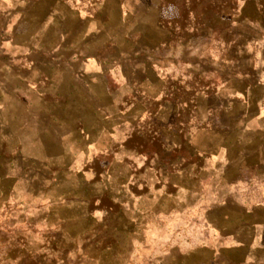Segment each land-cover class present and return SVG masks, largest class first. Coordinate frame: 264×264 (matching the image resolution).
Wrapping results in <instances>:
<instances>
[{"label": "rangeland", "instance_id": "1", "mask_svg": "<svg viewBox=\"0 0 264 264\" xmlns=\"http://www.w3.org/2000/svg\"><path fill=\"white\" fill-rule=\"evenodd\" d=\"M161 1L175 35L159 47L165 77L158 84H138L136 73L127 84L116 74L104 86L20 84L0 60V264L208 258L226 234L222 215L234 209L233 200L264 195L263 170L238 175L224 158L238 120L221 122L216 83L240 60L236 50L246 28L223 19L238 0ZM149 10L142 12L154 17ZM125 60L128 68L145 58ZM156 94L158 104L150 98ZM90 102L96 115L107 117L93 121ZM130 108L138 121L118 118ZM205 246L211 249L197 250ZM253 256L247 264H264L262 251ZM232 257L242 260V254ZM207 264L222 263L208 258Z\"/></svg>", "mask_w": 264, "mask_h": 264}, {"label": "crops", "instance_id": "2", "mask_svg": "<svg viewBox=\"0 0 264 264\" xmlns=\"http://www.w3.org/2000/svg\"><path fill=\"white\" fill-rule=\"evenodd\" d=\"M148 10L155 16L144 13ZM163 10L161 0H0L1 64L18 74L20 84L104 86L115 74L120 76L119 83L127 84L125 78L132 73L140 76L135 81L138 84H158L165 77L156 59L160 56L158 50L164 43H173L175 33L173 22L163 15ZM228 20L230 26L244 24L246 29L239 34L243 40L236 50L240 60L232 61L226 76L216 83L220 84V110L225 113L221 122L238 120L230 132L234 138L223 147L224 158H230L227 169L238 175L243 169L254 170L256 175L258 170L264 172V0H238ZM112 56L120 60L113 61ZM131 56L143 57L145 61L141 66L130 64L128 68L121 64ZM4 82L0 78V84ZM230 91L233 96L223 102ZM156 96L150 98L158 104ZM142 101L140 105L146 103ZM91 103H87L86 111L92 112L93 121L107 117L104 112H97L101 116L98 117ZM131 111L135 110L130 108L117 116L133 115L138 121L141 116ZM261 179L264 183V175ZM231 204L234 209L222 215L227 218L226 234L215 244L217 256L210 253L208 258L222 264H247L255 261L257 250L264 253V238L260 237L264 230V195L256 200L234 199ZM202 249L205 252L209 248L197 250ZM252 251L255 252L250 254ZM236 253L242 254V260L232 257ZM208 258L186 256L172 264H207Z\"/></svg>", "mask_w": 264, "mask_h": 264}, {"label": "trees", "instance_id": "3", "mask_svg": "<svg viewBox=\"0 0 264 264\" xmlns=\"http://www.w3.org/2000/svg\"><path fill=\"white\" fill-rule=\"evenodd\" d=\"M234 9H235V8H232V9H231L230 17H231V15H232V12H233ZM230 17H229V18H230ZM222 18H223V17H222ZM229 18H223V19L228 20ZM174 35H175V33H174Z\"/></svg>", "mask_w": 264, "mask_h": 264}]
</instances>
